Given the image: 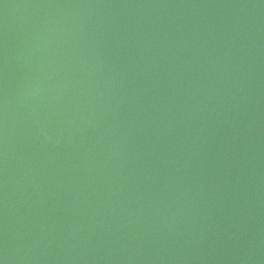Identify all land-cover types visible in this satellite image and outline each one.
I'll return each instance as SVG.
<instances>
[{
    "label": "water",
    "instance_id": "water-1",
    "mask_svg": "<svg viewBox=\"0 0 264 264\" xmlns=\"http://www.w3.org/2000/svg\"><path fill=\"white\" fill-rule=\"evenodd\" d=\"M0 264H264V0H0Z\"/></svg>",
    "mask_w": 264,
    "mask_h": 264
}]
</instances>
